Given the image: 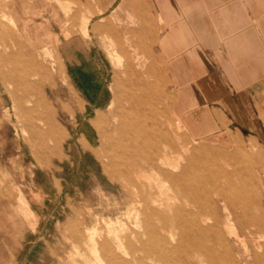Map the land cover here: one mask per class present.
I'll return each mask as SVG.
<instances>
[{"label": "rangeland", "instance_id": "1", "mask_svg": "<svg viewBox=\"0 0 264 264\" xmlns=\"http://www.w3.org/2000/svg\"><path fill=\"white\" fill-rule=\"evenodd\" d=\"M123 1L0 0V264H159L158 257L147 253L153 231L165 236L168 250L173 251L166 256L167 264H199L212 250L215 235L206 236L212 246L190 254L188 263L182 252L187 245L178 214L167 211L162 218L150 213L151 195L158 197L160 189L169 185L150 170L149 158L158 154L152 146L171 147L169 155L184 166L231 155L230 164L221 160L209 169L190 170L186 177L200 178L204 184L212 171L219 187L245 207L236 211L245 213L246 220L242 217V223L231 229L223 207L217 205L230 255L216 245V258L208 257L213 258L212 264H231L230 259L236 264H259L257 258L264 254V227L259 233L251 224L254 218L263 217L264 222V161L257 156L260 152L264 158V129L256 119L254 127L244 128L225 117L209 118L212 104L206 100L211 87H195L190 72L182 71L179 80L178 70L169 69L164 37L170 28L192 36L189 25L193 27L195 17L187 13L186 5L193 3L189 0H148L155 18L159 21L161 17L160 22L156 20L162 31L151 70L160 85L156 104L129 112L130 105L122 102L109 109L116 73H125L126 60L116 67L109 39L93 27L107 21L116 25L125 18ZM88 18L86 36L83 24ZM45 24L52 26L48 34L41 30ZM42 40H47L57 62L52 66L47 57L46 65L55 79L40 85V77L32 73L40 61ZM132 61L138 67L134 57ZM125 78L124 74L120 79L122 90L141 95L125 86ZM46 101L53 111L55 139L41 134L44 122L39 115ZM193 108L198 109V117L183 118L194 114L189 112ZM98 112L107 117L103 142ZM130 124L144 129L123 134L122 125ZM189 124H196L200 138L190 135ZM245 166L259 178L249 199L241 197L239 175ZM224 172L235 189L226 185ZM203 197L201 203H205ZM208 214L211 217L210 208ZM211 223L205 220L203 224Z\"/></svg>", "mask_w": 264, "mask_h": 264}, {"label": "bare ground", "instance_id": "2", "mask_svg": "<svg viewBox=\"0 0 264 264\" xmlns=\"http://www.w3.org/2000/svg\"><path fill=\"white\" fill-rule=\"evenodd\" d=\"M86 1L88 2V0ZM123 9L127 12L126 17L119 20V15H117L116 18L119 20L118 24L114 25L113 22L107 21L105 24L95 25L93 27L94 29H100L105 33L104 37L109 39V49L116 67H122L123 58L126 60L127 70L125 73L122 71L121 74L118 72L116 73L114 87L111 89L112 91L114 90V99L110 103L109 109H116L122 102H126L130 105L129 112H132L134 108L140 107V105L153 108V105L156 104L154 101L157 100L161 94L158 95V88L160 85L156 79H154L153 73L151 72V70L154 69L152 54L155 45L158 43L160 31L162 30L156 24L157 19L153 15L154 10L148 0H124L122 5V10ZM160 21L161 17L158 22ZM10 24L16 28V22L13 19H10ZM89 24L90 19H85L83 30L86 36L89 31ZM51 29L52 26L49 24L41 26V30H43L44 34H48ZM64 30L68 34L70 28L67 27ZM6 36L14 40L13 34H8ZM46 41L47 40H42L40 43V46H42V51L38 53L40 61L37 63L36 69H33L32 73V75H38L40 77V81L38 82L40 85L45 84L46 80L53 81L55 79L54 73L46 65V60L48 57L51 60L52 66H55L57 61L52 51H50ZM129 51H132L133 53H129ZM132 57L135 58L138 67L133 63ZM147 60H149V63L146 62ZM124 74L126 77L125 86L129 85L131 90L134 88L136 92L140 91L141 95L132 92H130V94L126 92V94L124 92V87L122 90L120 79ZM142 110H144V108ZM129 112L125 114L129 115ZM156 114L157 111L153 112L154 117ZM97 117L99 121L98 124L101 125L98 131L100 133L101 141L103 142L104 132L102 126L107 117L100 112L97 113ZM39 118L44 122V129L41 131V134L46 138L49 137L55 139L57 130L54 124L53 111L47 101L44 102V111L40 113ZM142 129L144 128H139L130 124L128 126L122 125L120 130L126 135L129 132H141ZM151 149H156L158 154L153 156L154 158H149L150 170L156 172V175L159 177H163V180L169 184L168 187L163 185L164 187L160 189L159 196L161 197L151 195L153 203V206L150 208L151 215L165 218L167 211L176 212L178 214L177 221L183 231V238L187 245L182 252L188 263H191L190 254L201 252L204 248H207L206 246H212V244L210 245L208 242L209 240L207 241L206 239V236L209 234L215 235L216 242L213 244L210 252L207 251L206 254L198 253L199 256L205 254V258L200 260L199 264H212L213 258L208 257L210 254L211 257L216 255H214L216 245L225 247L226 256L228 257V255H230V249L226 248L227 239L221 231L220 216L218 215L216 208L217 205L223 207L225 220L228 226L232 229L233 224L242 223V217L246 220L244 211H242V213H244L243 215H239L236 211L237 208L245 210L244 205H242L240 200L232 198L223 188L219 187L218 178L212 171L210 172L211 175L209 179H207L204 184L201 183L200 178L194 177L188 179L186 176L190 170L202 171L203 169L215 167L218 164L217 162L221 160H223V162L227 161L228 164H230L229 156L231 155L223 156L219 158L218 161L215 159L209 161L204 160L205 162L203 163H192L184 166L180 161H174L172 156L169 155L170 152H168V150L172 149L171 147L167 149L165 147L152 146ZM257 156L258 160L263 163V155L258 152ZM179 158H182V154L179 155ZM243 168L244 169L239 175L243 187L241 197L242 199H249L251 197V191H255L256 186L259 184V178L256 173L247 166ZM233 172L237 173L236 171ZM225 176L227 180L226 185L230 190L235 189V184L229 181L231 180L230 175L225 173ZM233 180L234 179H232V181ZM176 184L177 187L175 186ZM171 192L177 193V195L171 194ZM201 196H204L205 203H201ZM177 201H179V203H177ZM238 204H240V207ZM253 205L256 206L257 202H253ZM208 208H210L212 212L211 217L208 214ZM205 220L212 221V223L205 226L203 224ZM167 223H169L168 220ZM251 225L256 226L257 231L261 233L264 227L263 217L254 218L253 224ZM227 230H225V232ZM230 234L239 238V236L232 230H230ZM147 253L150 257H158L159 264H167L166 256L173 253V251H170L167 248V238L163 235H158L156 231H153L150 249ZM263 256L257 258L259 264H264V262H260ZM230 262L231 264H236L234 259H230Z\"/></svg>", "mask_w": 264, "mask_h": 264}, {"label": "crops", "instance_id": "3", "mask_svg": "<svg viewBox=\"0 0 264 264\" xmlns=\"http://www.w3.org/2000/svg\"><path fill=\"white\" fill-rule=\"evenodd\" d=\"M191 1L186 10L195 17L192 36L170 28L164 37L169 69L178 70L179 80L182 71L190 72L195 87H211L209 118L225 117L244 128L256 119L264 129V0ZM191 110L183 118H197L198 109ZM187 128L200 138L196 124Z\"/></svg>", "mask_w": 264, "mask_h": 264}]
</instances>
